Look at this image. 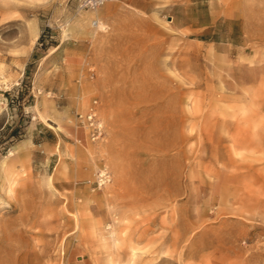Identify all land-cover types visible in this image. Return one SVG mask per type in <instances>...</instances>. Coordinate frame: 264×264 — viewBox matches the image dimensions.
<instances>
[{
  "label": "rangeland",
  "instance_id": "374dc122",
  "mask_svg": "<svg viewBox=\"0 0 264 264\" xmlns=\"http://www.w3.org/2000/svg\"><path fill=\"white\" fill-rule=\"evenodd\" d=\"M75 2L0 0V264H264V0Z\"/></svg>",
  "mask_w": 264,
  "mask_h": 264
},
{
  "label": "built area",
  "instance_id": "2783aa9c",
  "mask_svg": "<svg viewBox=\"0 0 264 264\" xmlns=\"http://www.w3.org/2000/svg\"><path fill=\"white\" fill-rule=\"evenodd\" d=\"M76 11H95L105 4L114 0H75ZM95 103L89 108L88 112L84 115L76 114L78 123L89 131V137L92 141L98 140L103 136V124L98 119ZM109 182V175L107 170L101 169L95 176L93 181L88 180V184H94L97 187H102Z\"/></svg>",
  "mask_w": 264,
  "mask_h": 264
},
{
  "label": "crops",
  "instance_id": "0c3cea01",
  "mask_svg": "<svg viewBox=\"0 0 264 264\" xmlns=\"http://www.w3.org/2000/svg\"><path fill=\"white\" fill-rule=\"evenodd\" d=\"M96 11H97V10H96ZM92 16H93V17H98V14H97V13L88 14V15H87V18L92 17ZM95 21H96V20H91V25H92V23L95 22ZM98 21H99V20H98ZM100 23H101V22H100ZM93 27H94V26H93ZM94 28H96V27H94Z\"/></svg>",
  "mask_w": 264,
  "mask_h": 264
},
{
  "label": "bare ground",
  "instance_id": "6f19581e",
  "mask_svg": "<svg viewBox=\"0 0 264 264\" xmlns=\"http://www.w3.org/2000/svg\"><path fill=\"white\" fill-rule=\"evenodd\" d=\"M98 10V9H97ZM96 11V10H95Z\"/></svg>",
  "mask_w": 264,
  "mask_h": 264
}]
</instances>
